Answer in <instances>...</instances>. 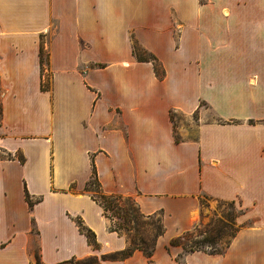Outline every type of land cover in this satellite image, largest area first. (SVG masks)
<instances>
[{
  "label": "crops",
  "instance_id": "crops-1",
  "mask_svg": "<svg viewBox=\"0 0 264 264\" xmlns=\"http://www.w3.org/2000/svg\"><path fill=\"white\" fill-rule=\"evenodd\" d=\"M173 113H198L194 138ZM92 165L161 217L151 254L110 257L129 239L85 190ZM205 196L242 210L226 249L171 245ZM36 256L264 264V0H0V264Z\"/></svg>",
  "mask_w": 264,
  "mask_h": 264
},
{
  "label": "rangeland",
  "instance_id": "rangeland-1",
  "mask_svg": "<svg viewBox=\"0 0 264 264\" xmlns=\"http://www.w3.org/2000/svg\"><path fill=\"white\" fill-rule=\"evenodd\" d=\"M207 118L214 120L217 117L207 110ZM172 121L175 128V135L177 138H194L196 135L197 124L199 123L198 113L186 117L173 113ZM182 128V133L179 132ZM242 210L239 208L237 201L215 200L210 197L201 198L200 219L199 222L185 235L183 243H186V248H197L200 246L204 250L224 249L229 243L232 236L240 227L237 218L240 216ZM124 210L114 213L109 211L112 216L113 223L124 222L121 217ZM159 217L155 216L149 219H137L130 221L127 226L123 228V233L128 239L132 238L135 244L141 243V239L150 246L157 234V225L159 224ZM110 225V223H109ZM184 235V232L179 236ZM206 236H214L215 242L213 244L205 243V245H197L194 241L202 240Z\"/></svg>",
  "mask_w": 264,
  "mask_h": 264
},
{
  "label": "trees",
  "instance_id": "trees-1",
  "mask_svg": "<svg viewBox=\"0 0 264 264\" xmlns=\"http://www.w3.org/2000/svg\"><path fill=\"white\" fill-rule=\"evenodd\" d=\"M135 53H136V56L139 60H147L148 59L147 57H145L141 54L142 52H139L136 49H135ZM43 61H44V59H43V47L41 46V63H43ZM151 61L154 64V69H155L156 74L161 75V72L158 69L157 64L155 63V59L153 57H151ZM85 190L89 191L91 194V197L97 203H99V205L102 207L104 215L110 221V225H109L110 229L117 231L118 233L122 234L123 228L126 227L127 223L130 221L134 222L139 218L149 219V218L158 216L159 217V219H158L159 224L156 226L158 231H157V234H156V236H155V238L152 241L150 246H148L145 243V241L142 239L140 241L141 243L135 244L132 242V238H130L129 244L125 249L110 254V257L111 258H120V259L126 258L129 255H131V253L136 249H141V250L147 252L148 254H151V252L154 250L157 237L162 235L164 232V228H163V225L161 222V217L159 215H156V214L144 215V214L140 213V211L136 205V202L131 197H124L121 195H106V194H104L100 188V184H99V181L97 178V173L95 171L94 165H92L91 177L85 186ZM26 198L28 200L29 206L31 207L33 202L29 198L28 194H26ZM122 209L124 210V213L122 214L121 217L124 219V222L114 223L115 225L112 226L111 222L113 223V220L111 218L112 216L109 214V211L113 210L114 213H117L118 211H121ZM75 221L77 223L79 230L86 235V237L90 243H93L94 242L93 232H91L90 229L86 228L79 218H76ZM189 231L190 230L185 231L184 235H182V236H177V237L173 238L171 240L170 244L171 245H180L183 248V250H185L187 252L195 251V250H203V251H208L209 253H221L226 249V247L229 244L228 243L224 249H215V250H204L200 246H198L197 248H193V247L186 248V243L185 242L183 243L182 240L186 239L185 235H187V233ZM214 242H215L214 236L213 237L212 236H206L202 240L194 241L193 243H195L197 245H205V243L213 244ZM35 264H41L38 256H36V258H35ZM56 264H97V259L94 257H87V258L79 259V260L70 259V260L62 261V262H59Z\"/></svg>",
  "mask_w": 264,
  "mask_h": 264
}]
</instances>
